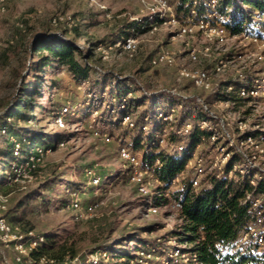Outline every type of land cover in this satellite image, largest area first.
Masks as SVG:
<instances>
[{"label":"rangeland","instance_id":"1","mask_svg":"<svg viewBox=\"0 0 264 264\" xmlns=\"http://www.w3.org/2000/svg\"><path fill=\"white\" fill-rule=\"evenodd\" d=\"M163 2L167 5L164 6ZM175 2L176 0H0V115L22 92L21 76L30 71L32 61L37 62L38 57L33 59L29 51L30 42L41 33L48 36L59 34L85 50L91 49L92 59L88 64L95 71L96 79L107 74L119 79L135 80L140 88L149 92H170L176 89L179 95L203 99L217 116L224 119L235 139L244 140L248 137H244L248 132L264 134V96L256 97L238 108L220 105L216 103L215 97V93L221 92L226 83L239 80L240 75L247 79H264V50L254 45L245 48L238 39H230L226 45L218 46L216 40H210L202 34L181 37L183 22L179 20V25L175 26L168 23L173 15L177 17ZM147 20H150L152 29L138 35L137 54L131 56L122 48L114 46L118 41L126 39H118V36L128 32L133 22ZM61 31H65L66 35ZM260 31L261 25L253 29L256 34ZM193 50L199 56L196 64L189 62V54ZM161 51L168 52L174 63L152 67L151 60ZM259 56L263 59H259ZM220 60L230 64L220 76L212 74L214 91L197 88L189 81L177 83L179 66L185 64L193 70L211 73ZM35 74L44 78L41 105L35 111H24L33 117L29 121L17 119L9 122L14 123L22 133L35 130L43 134L45 143L52 142V139L57 142L63 133L68 137L67 141H63L67 142L64 147L53 143L55 149L35 164L28 179L21 183L4 184L2 192L9 195V206L21 193L36 190L39 194L28 208L26 221L21 226L26 230L32 228L36 235L67 243L74 248L81 260L97 257L92 253L107 246L112 250L108 254L109 259L102 264H124L127 259L118 261V256H135L136 250L140 249V239L164 241L175 229L177 211L173 206L165 204L158 206L156 214H149L144 209L146 198L129 181L126 173L129 165L119 155V144L130 146L131 138L127 129L119 124L120 111L117 106H114L110 122L107 117L102 116L94 122L95 115L90 111L83 115L82 110L88 108L91 101L104 106V109L106 106L103 104L104 99L96 101L90 98L92 91L88 83H75L63 68L56 66L35 71ZM53 83L56 84L55 88ZM126 84L133 88L131 90L137 91L131 82ZM107 92L109 94V89ZM134 96L138 97L140 93L134 92ZM66 99L70 104L74 101L75 106L69 103L65 105L71 113L66 117V128L60 129L54 124V117L60 112L57 106L63 105ZM137 101L130 108L135 116L149 105L147 102L146 107L141 106L143 102L140 99ZM157 106L166 108L164 103H158ZM79 119L84 120L78 122ZM104 133L111 135L112 143H104L100 138ZM24 136L27 137L25 134ZM9 146L7 137L0 134V147L8 149ZM262 148L257 165L264 169V143ZM242 150L248 153L255 151L254 146L249 143ZM198 154L203 155L208 172L222 166L223 153L208 142L198 150ZM11 164V161L3 164L0 178L9 171ZM86 169H93L100 177V188L90 184L85 175ZM157 188L158 185L154 184L152 199ZM70 189L81 193L84 204L96 202L100 206L92 215L83 217H78L73 211H63L61 207L68 198L66 191ZM127 236H133L132 241L128 239L121 243ZM171 246L174 245L166 243L164 248ZM6 253L10 257L11 253ZM159 255L151 254V258L145 260L148 264H161Z\"/></svg>","mask_w":264,"mask_h":264},{"label":"trees","instance_id":"2","mask_svg":"<svg viewBox=\"0 0 264 264\" xmlns=\"http://www.w3.org/2000/svg\"><path fill=\"white\" fill-rule=\"evenodd\" d=\"M175 12L178 16H187L191 11L196 12V19H204L212 25H216L220 21V17L224 20L220 23L227 29L230 35L240 33H253V29L257 25L264 26V0H217L215 9L216 18H208L210 9L206 7L202 0H176L174 3ZM150 20L145 22H133L128 32L119 35L118 39L123 37H132L136 33H146L151 28ZM66 35L65 31H61ZM29 51L33 59L37 58V62L32 61L30 71L21 76L23 90L12 101L11 106L0 115V134L4 127L15 135L22 142V156L26 157L30 149L36 145H43L47 148L55 149V144L67 141V135L61 134L57 142H43V134L35 130L22 133L23 131L16 129L14 123L9 120L29 121L33 118L25 114L28 110L35 111L41 105L43 98V76L35 74V71L43 69H51L53 67L63 68L75 83H88L92 93H100L109 89L111 96H128L130 93L139 92L140 96L131 97L129 99L128 108L136 103L138 99L143 102L141 106L149 105L141 111L136 118L138 129L135 131L127 130L130 140V146L134 152L142 153V168L156 174L161 185L158 186L154 195V204L160 206H173L176 211L177 223L175 229L169 234L164 241L143 240L140 239L138 245L144 248L157 247L164 245L171 238L178 245L187 246L186 252L197 256L198 264H245V258L239 257L237 254L228 255L222 258L224 251L231 248V243L236 239L238 233L244 229L250 221L249 204H243L248 193L254 196L264 198V179L257 182L256 186H252L251 181L254 178V171H249L245 175L234 171L235 166L243 167L242 159L235 154L223 167L221 174L217 170L207 171L206 176L202 180L197 189L192 187L191 177L188 175L177 185L173 182L186 169L187 162L192 152L205 143L204 141L210 137V133L195 129L184 143L187 147L186 151L180 155H171L160 149L154 138L141 130L140 124L144 117H154L158 108V103L166 104V108L182 104V109L177 117V125H183L186 122L197 123L198 121L209 120V115L204 112L201 107L196 104L195 99L184 100L180 96L171 94L170 92H149L143 94L140 85L135 80L119 79L112 75H102L100 78H94L95 71L88 62L92 59L90 48L87 50L77 46L74 42L65 40L59 34L47 35L41 33L37 35L29 44ZM39 55V56H37ZM126 82H131L135 90H131ZM54 84V83H53ZM126 84V85H125ZM56 84H54V88ZM224 87V86H223ZM218 98L228 101L236 108L247 105L251 100L249 98H239L236 90L230 94H219ZM69 99V98H68ZM63 105L57 106L60 111L70 104L69 100H65ZM139 101V102H140ZM138 102V101H137ZM66 103V104H65ZM72 101L71 106L74 105ZM97 102H89V107L82 110V114L86 115L87 111L98 110L102 118L107 117L109 122L113 118L111 109H104V106L96 104ZM209 103V102H208ZM56 107V106H55ZM58 110V111H59ZM105 115V116H104ZM107 115V116H106ZM86 119V118H85ZM84 120V119H83ZM83 120H78L82 122ZM158 123L157 119L152 121L153 127ZM27 135V137L24 136ZM258 137L257 132H248L244 137ZM174 142L181 141L179 138L171 136ZM55 143V144H53ZM53 145V146H52ZM15 163L18 160L11 150L0 147V167L6 162ZM157 162L159 164H157ZM12 166V164H11ZM10 166V167H11ZM219 175V176H218ZM168 194V196H166ZM39 197L36 190L21 193L16 196L14 203L9 206L7 218L10 223L24 225L26 221V213L31 203ZM28 230H33L32 228ZM133 236H127L122 241L128 239L132 241ZM48 241V243H47ZM111 251L109 247L98 248ZM42 256H47L54 262L52 264H86L88 259H79L77 252L67 243H60L54 238H46L44 247L32 254L33 260H38ZM10 257H13L11 253ZM132 254L118 256L117 259L125 258L128 261L133 259ZM24 264V263H23Z\"/></svg>","mask_w":264,"mask_h":264},{"label":"built area","instance_id":"3","mask_svg":"<svg viewBox=\"0 0 264 264\" xmlns=\"http://www.w3.org/2000/svg\"><path fill=\"white\" fill-rule=\"evenodd\" d=\"M202 1L206 7L211 10L208 14V18H216L215 9L217 0ZM163 5L166 6V2H163ZM195 16V11H191V13L185 17L178 15L176 17L173 15L168 23L175 26L179 25V20L183 22L184 25L180 30L181 37H194L196 34H202L210 40H216L218 46L226 45L230 39H238L245 48L254 45L258 49L264 50V26L261 27V31L257 34L243 32L237 35H230L227 29L220 23L224 20L223 17H220L219 23L212 25L209 21L204 19H196ZM154 30H156V28H154ZM139 34L140 33H136V35L132 37L122 39L115 43L114 46L122 48L124 52L134 56L138 53ZM253 55L256 56V54ZM251 57L249 58L251 59ZM259 59L262 60L263 57L259 56ZM198 61L199 56L196 51H191L189 54V62L191 64H196ZM173 63V57L165 51L159 52L151 60L152 67ZM228 64H230V62L228 63V61L220 60L211 73L206 70H193L190 66L185 64L181 65L177 70V83L181 84L185 81H189L197 88L214 91L211 82L212 74L220 76L225 73ZM239 77V80L226 83L224 87H222L221 92H213L216 95V103L227 106L233 105L228 101L220 100L218 96L222 93L230 94L234 90H236L239 98H249L251 101L256 97L264 96V79H247L242 75ZM141 91L145 95L150 94L144 88H141ZM170 93L180 96L184 100L193 98L192 96L179 95L176 89L171 90ZM131 97H134L133 93H130L128 96H111L107 91H103V93L101 92L99 94H90V98L96 101L104 99L103 104H105L106 109H111L110 111L112 113H114V106H117L120 111L118 117L119 124L127 130L135 131L138 129L136 123L137 116L128 108L129 99ZM194 99L196 104L209 115V120L198 121L197 123L189 121L183 125H177V117L179 111L183 107L182 104H179L167 109L158 108L154 117H144L140 124L141 130L150 134L159 145L160 149L171 155H180L186 151L187 147L184 140H186L195 129L210 133V137L204 141L205 143L196 147L192 152L185 171L174 180L173 184H179L181 180H184L189 175L191 177L192 187L197 189L200 186L202 180L206 176L207 170L205 168V159L202 154H198V150L208 142L210 146H214V148L221 150L223 153L224 157L221 161L222 166H217L218 169H215L218 171L219 175L231 157L237 154L242 159L243 167L235 166L234 171L238 170L242 175L247 174L248 170L254 171L255 174L251 184L252 186H256L259 180L264 179V169L257 165L259 153L263 152L264 134H260L258 137L248 136L244 140L235 139L234 135H232L230 130L226 127L223 118L217 116L203 99L196 96ZM90 112L95 115L94 122L97 118H100L98 110ZM70 113L69 107H64L54 117V124L60 129L66 128V117ZM154 119H157L158 123L153 127L152 121ZM1 134L7 137L14 156L22 161L12 163L9 171L4 173L3 178H0V263L23 264L27 262L28 264H52L54 261L47 256H42L38 260L32 259V254L46 244V237L43 235H36L34 230H26L20 224H13L8 221L7 212L10 204V197L7 193L2 192V188L4 184L11 185L21 183L28 179L31 170L35 168V164L40 162L46 154L54 149L47 148L43 145H36L30 149L26 157H23L21 153L22 142L20 139L10 133L7 127L2 128ZM96 134L98 133L96 132ZM172 135L179 138L181 141H172ZM100 138L106 144L112 143V137L107 133L101 134ZM246 143L253 145L255 151H251V153L243 151L242 147H244ZM66 144L67 142H61L58 143L57 146L64 147ZM208 151H210V149ZM119 155L120 158L129 165L126 172L129 176V181L135 184L139 194L146 198L144 209L149 214L158 213L159 207L154 204V200L152 199V187L154 184L158 186L161 185L158 176L142 168L141 153L134 152L127 144H119ZM157 164L159 163L157 162ZM85 175L89 178V182L93 187L100 188L102 186L100 177L97 176L93 169H86ZM66 193L68 198L63 203L61 209L63 211H73L78 217H83L85 215L90 216L100 206V203L96 202L84 204L81 200L80 192L70 189L67 190ZM166 196H168V194ZM245 203L249 204L251 212L249 224L238 233L236 239L231 243V248L223 252L222 258L226 257L228 253L229 255L237 254L241 258H245V264H264V198L248 193L243 200V204ZM159 241L160 240H158V242ZM167 244H173L174 246L170 248H164L161 245L148 248L139 246L140 249L136 250L133 259L125 261L124 264H148V261L145 259H150L151 254L153 256L160 254L158 260L161 261V264H198L197 256L185 251L187 246L178 245L176 241L171 238L167 241ZM6 252L12 253L13 257L10 258ZM94 254L97 257L90 260L88 259L86 264H102L103 261L109 259L108 254H110V252L103 249ZM124 260L126 259L121 258L118 261Z\"/></svg>","mask_w":264,"mask_h":264}]
</instances>
